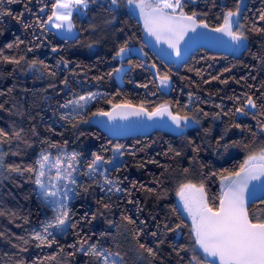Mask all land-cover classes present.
Here are the masks:
<instances>
[{"label":"trees","instance_id":"obj_1","mask_svg":"<svg viewBox=\"0 0 264 264\" xmlns=\"http://www.w3.org/2000/svg\"><path fill=\"white\" fill-rule=\"evenodd\" d=\"M215 2V7L213 6ZM49 0V9L50 11ZM226 4L229 8L234 7V0H196L195 4L188 3L185 11L191 14L192 11L200 13V19H205L210 26H215L217 14L221 11V4ZM247 8L244 9V16L249 20L258 15L259 10H264V0H245ZM15 11H20L23 5H10ZM34 0L33 8L36 9ZM207 13L205 17L203 14ZM46 18V16L44 17ZM25 23L33 21V17L26 14L23 18ZM109 19L108 13L100 9L98 5L93 6L92 10L86 16L74 17L75 29L77 31L76 39L69 38L65 40L57 35L53 30L41 34L39 28L25 29L22 23H17L10 17L3 18V24H0V49H3L5 55L17 56L24 55L25 62L21 65H13L0 62V103L4 104V110H0V128L11 132L13 127L24 129V136L33 143L31 148H25L23 144L19 147L26 152L24 156H7L9 163L31 164L37 159L42 145V140H48L60 145L59 154L70 155L71 153H82L79 163L78 179L81 184H89L90 181L83 173L87 170V163L91 160L93 151L99 152L106 158L112 156V147L115 145H124L127 153L130 149L136 150L135 157L125 155L121 159L124 161V167L120 172H111V176L120 180V187L125 190H131L129 197L125 193L113 196L114 206L111 211L105 212L97 204V201L103 195L99 188L93 187L89 194L81 193V196L70 201V207L75 213L73 220L79 221L85 211L89 214L98 209L104 212L103 216H98L91 226L81 223L82 233L91 236V242H99L105 247H112L115 250V243L121 244V251L127 252V264H186L176 255L172 244L191 246L194 237L191 236V221L183 214L177 205L176 192L182 183L205 184L209 198L218 197L220 193V174H227L226 170H234L243 162L250 150H258L264 140L259 137L253 143V138L247 132H240L232 129L225 142L231 144L232 141H239L237 146L229 147L227 151L223 147L217 148L215 138L219 135L225 125L230 122L229 116H222L221 119L213 120V114L220 112V109L214 107L215 104H222L224 110L234 108L230 97L241 96L242 93L255 94L260 96L264 91V65L253 58V54L261 52V45L264 44V36L248 33L249 40L247 48H242L238 52L229 55L214 53L206 49H198L193 52L187 62L183 64L168 65L157 59L153 53L142 43L141 40V20H139L132 10H129L125 4L120 10L118 17L111 24H105ZM242 23L246 21L242 18ZM96 31L93 32L92 29ZM35 33V35H34ZM17 37L24 43L19 48L13 47L11 50L4 48L6 43H14ZM125 40H129L130 47L138 48V53H130L121 61L113 60V54L123 45ZM92 46L89 47L88 45ZM33 48L28 52L27 48ZM56 47L57 52L53 53L52 48ZM63 57L69 61L68 68L65 69L61 64L56 67L57 61ZM33 59L43 60L52 71H56L55 78L48 75L47 71L32 72L27 70V62ZM131 60L134 67L128 71V61ZM140 64H156L161 73L170 75L171 87L168 91H157L155 84L150 83L151 72L147 68L139 67ZM125 66V72L121 74V81H117L116 73L111 77L107 75L113 68ZM196 69H200L202 76L196 75ZM230 69V71H225ZM212 76H220V80H227L228 83H220L218 80H212L211 83H204V80H211ZM67 77V86L61 83ZM102 77V79H95ZM255 77V79H253ZM148 83V89L137 87V84ZM157 83V82H156ZM55 84V87H49ZM249 85L253 87L249 88ZM13 89L8 92V89ZM259 89L260 91H257ZM88 93L98 94L97 98L91 101L85 111L88 117L98 109L108 111L112 104H123L130 102L133 105L144 103L149 110L161 103L168 102L171 110L181 115L184 114L183 105L189 102V93L193 98L199 97L207 103H199L193 99L190 115H198L199 125H190L184 130V135H173L162 131H154L147 136H135L127 138L114 139L108 137L102 132L95 123V117H91L90 124H81L78 130L71 128L65 121L60 120V114L64 109L59 108V104L73 98L74 95H86ZM155 93V94H153ZM244 97L241 96V102ZM7 101V103H5ZM111 101V103H109ZM262 101L258 100V103ZM179 105V107H177ZM197 106L208 112L205 117L203 112H196ZM237 122L249 124L253 130L256 129L255 121L250 117H241ZM33 126L36 128L37 135H31ZM211 128L210 137L205 138L204 129ZM80 132L85 133L81 136ZM79 137V138H77ZM192 139L194 144L188 145V140ZM64 141H68L67 144ZM18 142H13L12 148L16 149ZM199 145V152L194 153L192 147ZM171 146L181 152L180 156L169 153L165 156L164 152ZM8 145H4L5 151ZM143 149V151H140ZM52 156L58 154L57 148L49 150ZM155 159L161 165H165L168 171L158 167L153 163H146L143 168L137 167V163ZM187 168L189 171L184 172ZM161 173H164L161 176ZM212 173L217 175L213 176ZM154 177H160L163 181L156 193H149L140 188V185L156 188ZM13 180L15 183H13ZM136 182L133 188L132 182ZM35 185L28 181V175L24 177L15 176L12 180L0 181V207L8 212H16L19 219L11 216H0V232H5L4 238H0V264H15V261L21 256L31 261L34 257H46L55 255V260H46L44 264H89L90 258L76 253L74 257H69L68 253L73 252L68 245L75 243L76 236L72 229H68L67 235H58L57 244L51 248L30 247L27 253H18L17 249L12 247L13 243H19L16 236L27 235L25 229L30 230L33 227H39V222L45 216H51L49 209L42 208L35 193L32 191ZM27 195V198L25 196ZM159 196V198H158ZM249 205V212L255 216L264 215V205L260 204V199ZM128 199L139 201L142 211L137 212L135 203H127ZM218 205V199L212 201ZM173 208L178 209L179 213H174ZM129 215L137 221L147 222V228L144 229L140 241L155 247V240L146 233L156 230V223L163 222L168 218L174 226L183 221V227L179 230L180 235L167 233L163 237L164 244L158 250L157 258L152 260L145 253L143 258L137 260L130 248H134V242L131 240V233L136 226L126 225L121 220L122 215ZM155 217V220L152 218ZM27 218L28 223H24ZM106 219L113 220L120 224L121 229L109 226ZM9 221H12L11 223ZM20 225V227H17ZM127 228V232L123 229ZM143 227V226H140ZM111 233V236L99 238L101 231ZM96 233L92 235V233ZM113 237L115 240H113ZM34 243V242H33ZM63 246V251H60Z\"/></svg>","mask_w":264,"mask_h":264},{"label":"snow or ice","instance_id":"obj_2","mask_svg":"<svg viewBox=\"0 0 264 264\" xmlns=\"http://www.w3.org/2000/svg\"><path fill=\"white\" fill-rule=\"evenodd\" d=\"M189 2L195 4L196 0H51L50 11H48L49 0H34L35 5L38 6L35 10L33 0H0V24H3L4 17H10L17 23H22L25 29L39 28L41 34L55 29L65 40L69 38L76 39L74 17L86 16L93 6L98 5L100 9L108 13L109 19L104 21L105 24H111L117 19L120 10L126 4L129 10L138 11L139 19L143 22L144 31L149 36L154 37L157 44L165 43L168 48L172 49L176 57L181 55V44L185 41V37L189 32L196 33L197 29H206L209 32L225 36L237 48H247L249 32L264 36V10H259L258 15L249 20L244 16V9L247 8L245 0H234V7L232 8L222 3L221 11L216 16L218 23L215 26H210L205 19H200L201 14L196 11H192L191 14L187 13L185 8ZM16 4L23 5V8L18 12L9 7ZM213 6H216L215 2ZM26 14L34 18L32 22H24L22 18ZM203 15L206 17L207 13ZM45 16L46 18H44ZM242 18L246 21L245 23L241 22ZM92 31L95 32L96 29L93 28ZM0 35H3L2 31H0ZM200 35L204 36L205 33H200ZM23 43L24 41L17 37L14 43H6L4 48L9 50L13 47L19 48ZM88 46L91 47L92 45L89 44ZM51 50L53 53L58 51L56 47ZM27 51L32 52L33 48L29 47ZM131 51L129 40H125L123 45L119 46L118 50L114 52L112 59L123 61ZM253 58L264 65V44L261 45V52L253 54ZM25 60L24 55L19 57L9 56L4 54L3 49H0V62L19 66ZM61 64L67 69L69 61L61 57L57 61L56 67L58 68ZM128 65V71H131L134 67L131 60L128 61ZM139 67L150 70V83L155 84L157 91L170 89V75L161 73L156 64H140ZM27 70L40 72L41 75H43L41 70L47 71L48 75L53 78L57 75L56 71H52L43 60L38 59L28 61ZM195 71L197 76L203 75L200 69ZM225 71H230V69H225ZM124 72L125 68L123 66L115 67L107 75L111 77L114 73ZM95 79L99 80L102 77H96ZM212 80H218L224 84L228 83L227 80H220V76H212L211 80H204L203 82L207 84L211 83ZM61 83L67 86V77ZM49 87L54 88L55 84H50ZM137 87L148 89L149 84H137ZM251 87L253 86L249 85V88ZM12 91L13 89H8L9 93ZM257 91L260 90L257 89ZM2 94L0 93V95ZM97 96L96 93L74 95L73 98L59 104V108L64 109L60 114V120L65 121L72 129L78 130L81 124H90L92 122L91 117H107L108 121L112 122L116 118L126 119L128 116L147 117L149 121H153L157 117L167 116L171 124L175 126L178 135L183 136L184 130L190 125L200 124L198 115L189 114L193 99L199 103H207V101L200 100L199 97L193 98V94L189 93V102L183 105L185 110L183 115L179 112L174 113L171 110V105L166 101L152 107L150 110L145 107L144 103L138 106L130 102L112 104V111L98 109L91 114V117H88L85 109ZM241 96L244 97L242 102ZM241 96L230 97L234 108H228L226 111L222 104L214 105L215 108L221 110L213 114L212 119L214 121L221 119L222 116L230 117V122L215 138L216 147H223L225 151L229 147L237 146L240 143L239 141H232L231 144L225 142L232 129L249 133L253 138V143L258 137L264 140V91L260 92L259 97H256L254 93H242ZM258 100L262 102L258 103ZM0 110H4L3 103H0ZM196 112H203V109L197 106ZM203 115L207 117L209 113L203 112ZM241 117H250L254 120L256 129L253 130L249 124L237 122ZM211 133V128L204 129L205 138L210 137ZM31 135L33 137L37 135L34 126L31 129ZM80 135L83 136L85 133L80 132ZM14 141L18 142L15 150L12 148ZM187 142L189 146L194 144L192 139ZM40 143L42 145L46 144L47 147L41 148L34 163H9L6 161V157L9 155H26V152L20 149V144H23L25 148H31L33 143L30 139L25 138L24 129L22 128L13 127L11 132L0 128V181L12 180L13 174L19 177H24L27 174L28 181L35 185L32 191L35 193L41 207L49 209L52 213L51 216L46 215L39 222L38 228L25 229L27 235L16 236L15 239L19 243H13L12 247L17 249L18 253H27L30 247L51 248L53 244L58 243V235H67L68 229H72L77 239L75 243L68 245L69 248L74 250L68 253L69 257L81 253L90 258L89 264H127L126 256L128 253L120 250L122 246L119 242L115 243V250H113L112 247L102 245L99 239L97 242H91V236L82 233V229L77 231L81 223L91 226L98 216L104 215V212L98 209L96 212L89 214L88 211H85L79 221H74L75 213L70 207V201L80 197L81 193L89 194L93 187L99 188L103 195L97 201V204L107 212L111 211L114 206L112 199L114 195L118 198V194L125 193L130 197L131 190L122 189L120 187L121 181L112 177L111 172H120L124 167V161L121 158L126 154L135 157L136 150L130 149L126 153L124 145L117 144L111 149L112 156L107 158L99 152L93 151L91 153L92 158L87 163V170L83 173L90 181L89 184L85 185L79 182L77 175H74L79 172L82 153L74 151L70 155H61L59 154V144L48 140H42ZM64 143L67 144L68 141H64ZM4 145L9 146L7 151L4 150ZM52 148L58 149V154L55 157L49 151ZM199 150V145L192 147L194 153L199 152ZM140 151H143V149H140ZM169 153H174L175 156L181 155L179 150L171 146L164 152V155L169 156ZM146 163L156 164L158 167L164 168L165 172L168 171L167 166L161 165L155 159L138 162L137 167L143 168ZM188 171L187 168L184 169L185 173ZM226 172V175L220 174L219 177L221 188L218 197L210 199L203 182L199 185L191 182L182 183L176 192L182 203L183 211L191 218L190 233L194 237V241L190 247L176 244L170 246L181 261H185V257L181 256V253L187 255L186 264H264V215L255 216L249 212L248 207V195L255 197L258 187L257 184L252 182H259V186L264 188V144L258 150H250L238 167L234 170H226ZM163 175L164 173H161V176ZM212 175L217 174L212 173ZM13 183H15L14 180ZM154 183L157 186L156 188L146 187L145 185H140V188L149 193H156L163 181L160 177H154ZM132 186L133 188L136 187L135 181L132 182ZM27 195L25 198H27ZM216 199L219 201L218 205L212 203ZM127 203H135L137 212L142 211L139 201L128 199ZM260 204L264 205V198L260 199ZM172 211L179 213V210L175 208ZM6 214L17 219L20 218L18 213H6L0 207V216ZM152 219L155 220V217ZM121 220L126 222V225L136 226L131 233V240L134 242L135 247L130 248L128 251L133 252L137 260L142 259L145 253L152 260H155L158 250L165 242L163 237L167 233H174L179 236V230L184 226L183 221L173 226L168 218H165L163 222H157L156 230L146 233L155 240V247H152L140 241L144 229L148 226L145 220H140L139 226H137V221L129 215H122ZM105 222L109 226L117 228L118 231L121 229V225L114 223L113 220L106 219ZM24 223H28L27 218H24ZM17 227H20V225H17ZM123 231H128L126 226ZM95 234L92 233V235ZM111 235L105 230L99 233V238ZM4 236L5 232H0V238H4ZM113 240H115L114 237ZM63 250V246H60V251ZM55 259V255H49L46 257L36 256L28 261L21 256L20 259L15 261V264H44L46 260Z\"/></svg>","mask_w":264,"mask_h":264},{"label":"water","instance_id":"obj_3","mask_svg":"<svg viewBox=\"0 0 264 264\" xmlns=\"http://www.w3.org/2000/svg\"><path fill=\"white\" fill-rule=\"evenodd\" d=\"M142 43L153 53V55L168 65L183 64L187 62L190 55L198 49H206L214 53H222L229 55L234 52L235 45H232L227 37L217 33L209 32L206 29H197L196 33L189 32L185 37V41L181 44V55L176 57L172 49L168 48L163 42L157 44L154 37L149 36L144 31L143 22L140 26ZM200 33H205L201 36ZM108 111H112V108ZM97 127L108 137L119 139L135 136H147L154 131H162L173 135H178L175 126L171 124L167 116L157 117L153 121H149L147 117L128 116L126 119L116 118L109 122L107 117H95ZM257 184L255 197L248 195V207L264 194V188ZM251 187V185H250Z\"/></svg>","mask_w":264,"mask_h":264},{"label":"rangeland","instance_id":"obj_4","mask_svg":"<svg viewBox=\"0 0 264 264\" xmlns=\"http://www.w3.org/2000/svg\"><path fill=\"white\" fill-rule=\"evenodd\" d=\"M133 14L139 19V15H138V11H135V12H133ZM140 20V19H139ZM142 22V21H141ZM57 35H59V36H62L60 33H57L56 32V30L55 29H52ZM74 32L77 34V31H76V29H74ZM63 37V36H62ZM131 49H132V51L130 52V53H138V48H136V47H130ZM242 48H237V47H235V50H234V52H238L239 50H241ZM129 53V54H130ZM121 66H123L124 68H125V66L124 65H120L119 67H121ZM121 74L122 73H120V74H116V77H117V81L118 82H120L121 81ZM158 83V82H157ZM165 91H168V90H165ZM53 157H55V156H53ZM74 175H77L78 176V173H75ZM220 188H221V182H220ZM177 205H178V207L180 208V210L183 212V214L191 221V218H189L188 217V215H187V213L186 212H184L183 211V206H182V203L180 202V200H179V198L177 197ZM191 223H192V221H191Z\"/></svg>","mask_w":264,"mask_h":264}]
</instances>
